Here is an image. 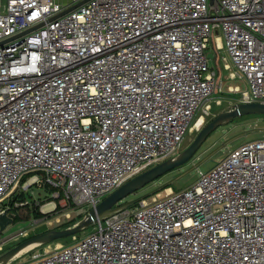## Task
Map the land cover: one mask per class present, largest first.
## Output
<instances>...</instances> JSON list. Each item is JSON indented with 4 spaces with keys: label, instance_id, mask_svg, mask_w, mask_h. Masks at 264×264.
<instances>
[{
    "label": "built area",
    "instance_id": "obj_1",
    "mask_svg": "<svg viewBox=\"0 0 264 264\" xmlns=\"http://www.w3.org/2000/svg\"><path fill=\"white\" fill-rule=\"evenodd\" d=\"M214 36L264 103V0H0V214L33 184L92 208L178 155ZM24 264H264V137Z\"/></svg>",
    "mask_w": 264,
    "mask_h": 264
},
{
    "label": "rangeland",
    "instance_id": "obj_2",
    "mask_svg": "<svg viewBox=\"0 0 264 264\" xmlns=\"http://www.w3.org/2000/svg\"><path fill=\"white\" fill-rule=\"evenodd\" d=\"M217 35H219V33ZM209 49L210 52H213V50L215 51L214 59H210V67L216 72V89L212 95L209 106L198 114L193 129L187 133L179 153L185 150L194 141L205 124L210 122L221 112L230 110L235 104L239 103L241 93L239 90H245L247 88L244 78L238 75L229 61L223 60V56L226 55L225 51H218L216 49L215 36L213 37V43L210 45ZM242 133L245 134L237 136ZM263 137L264 114L262 116L246 115L236 117L230 123L214 129L200 145L190 161L148 183L142 190L128 196L126 200L142 196L164 184L166 185L157 194L146 200L149 202L153 197H159L163 194L184 189L198 180L200 171L207 172L213 169L218 163L223 161L233 149L246 142ZM225 142L227 143L224 144ZM197 163H199V165L188 172V170ZM183 172H187V174L168 184V182L174 180V178ZM30 176L31 175H29L28 179L31 178ZM26 179L27 178H25V180ZM50 196L51 189L45 184H33L25 193V196H18V200H20V197H23L22 201L24 204L20 205L19 203H14L12 210L8 213L13 216L14 222L8 225L4 231L0 230V255L21 242L49 230H61L74 226L80 222L91 209L86 206L75 208L72 206H64L59 201L50 198ZM11 198L12 197L6 199V203H8V200ZM53 202L56 203V207ZM141 202L134 206L140 205ZM35 207H37L42 214L41 217H36L34 211ZM94 228L95 224H92L79 234L50 242L39 243L35 247L16 255L14 257L15 259L13 258L9 264H24L37 257H42L56 248L67 246L79 240L84 235L93 231ZM21 231L25 234L17 236Z\"/></svg>",
    "mask_w": 264,
    "mask_h": 264
},
{
    "label": "water",
    "instance_id": "obj_3",
    "mask_svg": "<svg viewBox=\"0 0 264 264\" xmlns=\"http://www.w3.org/2000/svg\"><path fill=\"white\" fill-rule=\"evenodd\" d=\"M87 1V0H85ZM213 4L214 0H210ZM63 13L59 14L62 15ZM215 55L213 52H208V58L214 59ZM264 114V103L253 102V103H244L239 102L235 104L230 110L221 112L216 117H214L210 122L205 124L202 129L197 134L194 141L181 153L176 155L175 157L165 160L148 170L142 172L136 177L130 179L118 189L105 196L95 207H92L88 214L77 224L72 227L61 229V230H49L45 233L39 234L35 237H32L10 250L6 251L2 255H0V264H9L10 261L18 255L20 251H22L27 246L33 245L35 243H44L50 242L56 239H61L64 237L73 236L83 232L92 224L98 223L100 220L108 217L109 215L117 212L121 209L128 208L134 206L135 204L154 196L157 194L166 184L160 186L159 188L152 190L142 196L137 198H133L130 200H126L128 196L134 194L140 190H142L148 183L154 181L160 176L166 174L170 170L177 168L179 166H183L194 156L195 152L198 150L200 145L206 140L209 134L219 126L230 123L236 117H242L246 115H263ZM245 133L239 134L237 136L243 135ZM236 136V137H237ZM235 137V138H236ZM225 142L224 144H226ZM221 148V147H220ZM219 149V148H218ZM199 163L195 164L188 170L190 172L195 167H197ZM187 174V172L181 173L179 176L174 178V180L168 182H174L177 179L181 178ZM14 222V218L12 215L7 212L0 214V230L4 231L5 228Z\"/></svg>",
    "mask_w": 264,
    "mask_h": 264
},
{
    "label": "trees",
    "instance_id": "obj_4",
    "mask_svg": "<svg viewBox=\"0 0 264 264\" xmlns=\"http://www.w3.org/2000/svg\"><path fill=\"white\" fill-rule=\"evenodd\" d=\"M258 116H262V115H258ZM23 181H25V178L23 179ZM20 200H23V197H20ZM34 211L36 213V217H41L42 216V214L39 212L37 207L34 208Z\"/></svg>",
    "mask_w": 264,
    "mask_h": 264
},
{
    "label": "bare ground",
    "instance_id": "obj_5",
    "mask_svg": "<svg viewBox=\"0 0 264 264\" xmlns=\"http://www.w3.org/2000/svg\"><path fill=\"white\" fill-rule=\"evenodd\" d=\"M200 121V120H199ZM201 122V121H200ZM153 198H155V197H153ZM37 244H39V243H35V244H33V245H30V246H27L26 248H24L22 251H20L19 253H18V255L20 254V253H22V252H25V251H27V250H29L30 248H32V247H35ZM15 259V258H14Z\"/></svg>",
    "mask_w": 264,
    "mask_h": 264
}]
</instances>
